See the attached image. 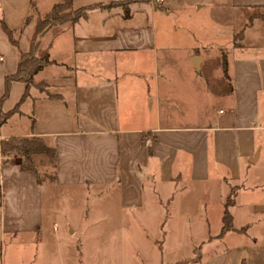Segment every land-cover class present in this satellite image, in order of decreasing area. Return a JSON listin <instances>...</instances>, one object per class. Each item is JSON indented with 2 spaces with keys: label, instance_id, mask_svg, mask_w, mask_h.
I'll return each instance as SVG.
<instances>
[{
  "label": "crops",
  "instance_id": "crops-1",
  "mask_svg": "<svg viewBox=\"0 0 264 264\" xmlns=\"http://www.w3.org/2000/svg\"><path fill=\"white\" fill-rule=\"evenodd\" d=\"M57 1L0 0V19L18 42L0 24V96L18 50L28 48L35 13ZM110 1L72 0V7ZM263 6L264 0H129L43 28L35 54L47 52L53 61L34 78L45 90L30 85L0 124V138L41 137L55 149L49 164L56 178L39 183L18 157L0 152V264H23L26 238L34 242L33 256L40 255L46 231L58 241L53 252L61 234H69L70 264H84L82 237L95 224L92 211L101 199L142 227L140 213L154 211L156 230L145 237L157 252L141 264L182 258L264 264ZM9 85L3 111L25 87L17 80ZM182 96L199 97L200 105L182 110ZM228 196L231 227L222 232ZM71 199L79 201L82 224L67 215ZM178 219L188 248L179 257L168 248ZM93 259H102L101 251Z\"/></svg>",
  "mask_w": 264,
  "mask_h": 264
},
{
  "label": "rangeland",
  "instance_id": "rangeland-1",
  "mask_svg": "<svg viewBox=\"0 0 264 264\" xmlns=\"http://www.w3.org/2000/svg\"><path fill=\"white\" fill-rule=\"evenodd\" d=\"M260 11H263L264 13V6ZM177 101L180 103L179 106L181 109L185 111L192 107V103L200 105L199 97L197 98V101H192L191 97L187 100L182 96V98L178 97ZM163 108H165L164 111L169 115L175 113L174 108L171 109L168 108V106H163ZM4 158L15 159L17 156L15 153L9 152V155H5ZM49 161H51V158L45 152L31 155L30 164L35 167L38 176L42 179H49L53 174V169L49 164ZM70 203H72L71 206L66 207V210L70 211L67 215H69L75 225L77 222L82 224L83 220L79 217L81 214L80 207L77 205L79 201L71 199ZM89 203H91V200ZM111 203L110 200L101 199V201L95 203L96 205L94 204V207H97L92 211V218H95L94 220H96V222L90 226L91 228H89L87 233L84 234V237H82V241L84 242L82 250L86 256L84 264H141V262L153 261L157 251L153 248L151 242L146 240L145 231L154 233L156 230V219L151 215L154 211L152 209H147V211L140 213L141 218L138 217L140 220H143L144 226L142 227L136 222L137 218L135 220V218L131 217L129 214L114 212L113 204ZM177 217H180V213H178ZM58 220L61 221V218H58ZM199 225V223L198 225L195 224L192 227L193 230L191 232H193L194 228ZM171 228L173 230L170 232V243L168 248L170 247L174 250L172 256L176 255L179 257L180 255L185 254L188 250L185 245L186 238L181 235L180 232V229L182 228L180 219L175 220L172 223ZM194 233H192L193 240ZM54 235L55 234L52 231H46L42 234L43 238L40 247L41 254H37L36 257L33 256L31 249V247H34V242L30 241L29 238L22 239L20 243L26 248L22 251L24 256L23 264H38V258L42 260L40 261V264H50L51 260L55 261V259L59 260L58 264H70V251H68L69 248L66 245V241H68V239L70 240L72 237L69 236V234H61L63 239L60 243L62 245L59 246L57 252H53L51 247L58 243ZM259 237L263 242L264 236ZM37 250H39V248H37ZM96 251L98 255L101 251L102 259H93ZM186 262L187 259L182 258L177 263L186 264Z\"/></svg>",
  "mask_w": 264,
  "mask_h": 264
},
{
  "label": "trees",
  "instance_id": "trees-1",
  "mask_svg": "<svg viewBox=\"0 0 264 264\" xmlns=\"http://www.w3.org/2000/svg\"><path fill=\"white\" fill-rule=\"evenodd\" d=\"M129 0H111L107 3H89L85 5H80L79 7H72V0H61L53 3L50 7V10L38 14L35 13V20H34V29L30 37V42L28 45V48L26 50H18V61L16 64L15 72L13 74H7L4 77V91L0 96V103L1 100L7 96L10 82L11 80H17L20 82H23L25 87L24 91L22 92L21 96L19 97L18 101L12 106L11 108L7 109V111H3L0 109V124L3 123L8 115L15 111L19 105V103L22 101V98L28 93V88L30 85L38 84V87L40 89H44L46 87V84L42 80L35 81V74L39 68L44 66L45 64L51 63L53 59L49 58V55L47 52H44L43 55L39 56L35 54L36 47L39 42V33L43 28H45L47 25L51 24H59L62 22H66V20L70 22L76 21L81 16H86L88 11L92 8L96 7H104V5H111V4H121L122 6H126V3ZM33 11V4H30ZM32 14L27 15L23 22H27L31 17ZM0 24L2 25V28L4 32L7 35V38L10 40L12 44L15 46L18 45L17 39L15 38L14 30L11 29L7 24L3 22L2 19H0ZM222 67L224 71V75L227 77L226 74V63H225V56L224 53L222 54ZM47 95L53 96L54 94L46 92ZM150 151V149L148 148ZM0 152L2 156L9 155V152L15 153V155L20 159V168H28L35 172L38 182L40 183L43 179L38 176V172L35 169V167L30 164L31 162V155L39 152H45L47 153L51 160L54 159V152L55 149L46 145L41 137L38 136H8L7 138H0ZM56 175L54 173L49 178L50 180H55ZM229 196L226 198V202L224 204L223 213H222V227L221 231L223 232L225 229H228L231 227V216L227 210V205L230 202Z\"/></svg>",
  "mask_w": 264,
  "mask_h": 264
},
{
  "label": "built area",
  "instance_id": "built-area-1",
  "mask_svg": "<svg viewBox=\"0 0 264 264\" xmlns=\"http://www.w3.org/2000/svg\"><path fill=\"white\" fill-rule=\"evenodd\" d=\"M158 1H161V0H158ZM2 57L0 56V59H1Z\"/></svg>",
  "mask_w": 264,
  "mask_h": 264
},
{
  "label": "water",
  "instance_id": "water-1",
  "mask_svg": "<svg viewBox=\"0 0 264 264\" xmlns=\"http://www.w3.org/2000/svg\"><path fill=\"white\" fill-rule=\"evenodd\" d=\"M196 57H198V56H196ZM197 59V58H196Z\"/></svg>",
  "mask_w": 264,
  "mask_h": 264
}]
</instances>
